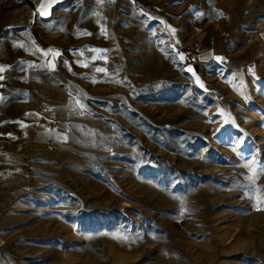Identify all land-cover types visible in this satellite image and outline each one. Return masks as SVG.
Listing matches in <instances>:
<instances>
[{
  "label": "rangeland",
  "instance_id": "374dc122",
  "mask_svg": "<svg viewBox=\"0 0 264 264\" xmlns=\"http://www.w3.org/2000/svg\"><path fill=\"white\" fill-rule=\"evenodd\" d=\"M0 264H264V0H65L0 37Z\"/></svg>",
  "mask_w": 264,
  "mask_h": 264
},
{
  "label": "crops",
  "instance_id": "0c3cea01",
  "mask_svg": "<svg viewBox=\"0 0 264 264\" xmlns=\"http://www.w3.org/2000/svg\"><path fill=\"white\" fill-rule=\"evenodd\" d=\"M65 0H0V37L40 19L49 18Z\"/></svg>",
  "mask_w": 264,
  "mask_h": 264
},
{
  "label": "built area",
  "instance_id": "2783aa9c",
  "mask_svg": "<svg viewBox=\"0 0 264 264\" xmlns=\"http://www.w3.org/2000/svg\"><path fill=\"white\" fill-rule=\"evenodd\" d=\"M185 58L192 64V65H195V64H197V60L195 59V55L192 53V52H190V51H186L185 52ZM43 110L45 111L46 110V107H43ZM52 124H53V121H51V120H48L47 121V125L48 126H52Z\"/></svg>",
  "mask_w": 264,
  "mask_h": 264
}]
</instances>
